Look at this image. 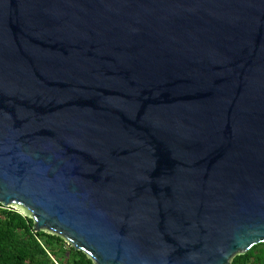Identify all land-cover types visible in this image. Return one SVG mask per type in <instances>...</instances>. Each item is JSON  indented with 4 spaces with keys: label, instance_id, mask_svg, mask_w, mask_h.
Listing matches in <instances>:
<instances>
[{
    "label": "water",
    "instance_id": "95a60500",
    "mask_svg": "<svg viewBox=\"0 0 264 264\" xmlns=\"http://www.w3.org/2000/svg\"><path fill=\"white\" fill-rule=\"evenodd\" d=\"M0 205L93 264L264 243V0H0Z\"/></svg>",
    "mask_w": 264,
    "mask_h": 264
},
{
    "label": "trees",
    "instance_id": "16d2710c",
    "mask_svg": "<svg viewBox=\"0 0 264 264\" xmlns=\"http://www.w3.org/2000/svg\"><path fill=\"white\" fill-rule=\"evenodd\" d=\"M32 227L31 218L0 205V264H93L60 236ZM231 264H264V243L235 256Z\"/></svg>",
    "mask_w": 264,
    "mask_h": 264
}]
</instances>
